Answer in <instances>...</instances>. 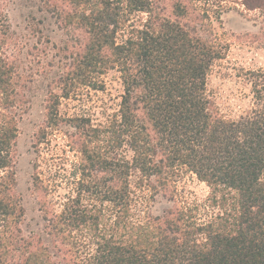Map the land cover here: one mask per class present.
<instances>
[{
    "label": "trees",
    "instance_id": "trees-1",
    "mask_svg": "<svg viewBox=\"0 0 264 264\" xmlns=\"http://www.w3.org/2000/svg\"><path fill=\"white\" fill-rule=\"evenodd\" d=\"M44 2L84 35L74 74L96 85L94 72L117 68L124 92L107 124L70 120L81 154L76 193L49 219L50 250L40 237L21 234L14 169L20 92L0 57V264H264V72L252 79L257 106L225 119L207 92L221 55L195 34L188 0H169L170 14L166 0ZM242 2L264 9V0ZM137 12L145 22L127 26L126 14ZM120 31L127 35L118 41ZM68 94H51V122ZM181 166L208 184L209 205L218 209L205 221L180 206L141 211L147 204L139 192H168Z\"/></svg>",
    "mask_w": 264,
    "mask_h": 264
},
{
    "label": "rangeland",
    "instance_id": "rangeland-1",
    "mask_svg": "<svg viewBox=\"0 0 264 264\" xmlns=\"http://www.w3.org/2000/svg\"><path fill=\"white\" fill-rule=\"evenodd\" d=\"M188 1L196 8L188 16L195 34L214 43L221 55L207 78L210 99L225 119L250 114L257 106L253 75L264 72V9H249L242 0ZM166 4L165 13L170 14L169 0ZM62 17L44 0H0V57L11 67L20 92L14 169L15 191L24 208L21 234L40 237L50 250L49 219L76 193L81 154L73 143L76 129L70 120L84 117L94 126L107 124L118 112L124 92L117 68L94 72L96 85L74 74L72 62L84 35ZM126 18L127 26L141 25L147 15L137 12ZM125 35L127 31H120L118 41ZM64 92L69 94L59 97L58 119L51 122V94ZM173 179L168 192H141L140 179L133 175L132 187L144 194L147 204L141 211L160 215L180 206L205 221L218 209L209 205L212 189L188 167H179Z\"/></svg>",
    "mask_w": 264,
    "mask_h": 264
}]
</instances>
